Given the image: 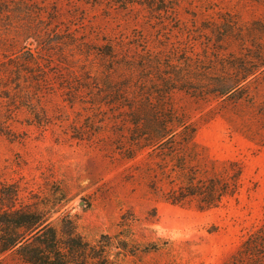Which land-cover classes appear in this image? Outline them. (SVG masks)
<instances>
[{
  "label": "rangeland",
  "instance_id": "1",
  "mask_svg": "<svg viewBox=\"0 0 264 264\" xmlns=\"http://www.w3.org/2000/svg\"><path fill=\"white\" fill-rule=\"evenodd\" d=\"M1 2L0 61H20L17 57L31 50L41 56L52 78L42 91L27 78L20 84L0 83V118L14 133H0V188L19 187L25 204L59 199L53 219L69 216L88 241L123 231L135 240L134 251L120 256L119 264H222L230 259L264 223V142L251 141L243 132L246 121L264 140L261 104L233 107L180 91L170 97L172 107L197 124V141L210 156L236 158L244 165L239 198L200 210L151 193L140 157L123 159L115 151L112 118L117 110L109 100L93 106V77L112 67L111 58L102 56L108 45H114L117 63L137 68L152 57L173 63L191 60L196 68L240 58L264 45V2ZM38 35L45 37L46 46L39 47ZM255 87L261 91L259 103H264V85ZM29 101L41 114L45 111V127L29 125ZM123 216L128 221L124 227Z\"/></svg>",
  "mask_w": 264,
  "mask_h": 264
},
{
  "label": "trees",
  "instance_id": "2",
  "mask_svg": "<svg viewBox=\"0 0 264 264\" xmlns=\"http://www.w3.org/2000/svg\"><path fill=\"white\" fill-rule=\"evenodd\" d=\"M0 4L5 3L0 0ZM260 32L264 41V31ZM37 42L40 48L47 45L43 35H38ZM116 52L114 45L106 46L102 56L111 58L112 67L93 77L97 90L93 106L105 105L109 100L117 110L112 118L115 151L123 159L140 157L149 191L173 205L210 210L238 199L244 184L243 162L210 156L197 141V124L176 111L170 97L180 91L196 98L221 99V103L233 107L242 102L250 108L261 104L259 110L264 119V103L258 101L261 91L255 87L264 85V45L240 58L224 60L220 66L203 68L194 67L191 60L173 63L171 59L155 57L145 59L137 68L117 63ZM21 57H17L21 62L0 61V83L7 86L6 81L11 80L20 84L22 78H27L40 91L48 88L52 73L41 64V56L29 50ZM26 106L33 114L29 125L42 128L48 124L45 111H37L32 101ZM244 124L243 132L251 141L264 142L258 130L249 129L246 121ZM0 133L14 136L7 121L1 118ZM58 205L59 199L25 204L19 187L0 188V264H119L120 256L134 251L135 240L123 231L88 241L69 216L53 219L59 213ZM121 219V226H126L125 216ZM222 264H264V223Z\"/></svg>",
  "mask_w": 264,
  "mask_h": 264
}]
</instances>
